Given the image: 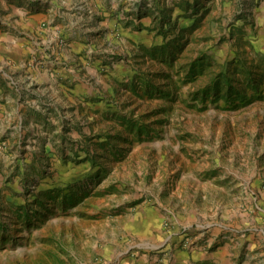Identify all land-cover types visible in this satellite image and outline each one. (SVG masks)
I'll list each match as a JSON object with an SVG mask.
<instances>
[{
    "label": "rangeland",
    "instance_id": "374dc122",
    "mask_svg": "<svg viewBox=\"0 0 264 264\" xmlns=\"http://www.w3.org/2000/svg\"><path fill=\"white\" fill-rule=\"evenodd\" d=\"M93 2L26 39L85 93L0 104V264H264V0Z\"/></svg>",
    "mask_w": 264,
    "mask_h": 264
},
{
    "label": "crops",
    "instance_id": "0c3cea01",
    "mask_svg": "<svg viewBox=\"0 0 264 264\" xmlns=\"http://www.w3.org/2000/svg\"><path fill=\"white\" fill-rule=\"evenodd\" d=\"M22 6L20 12H16L17 15L7 14V18L4 24L7 25V29L0 30V71L3 79H8L10 82L14 80L13 87L9 84L4 85L2 83V78H0V104H9L14 107L10 109L20 115V108L22 104L28 103V95L21 92L19 89L23 88L22 80H30V84L35 87L37 93H33L36 97H43L45 99L52 100L55 102H61L60 96L67 97L68 100L73 98H80L81 94L85 93L86 90L82 87V82H86L83 77L85 74L80 75L77 70L72 66H67L63 63L62 65L56 64L55 69L53 65L47 69H34L28 67L27 60L30 56L29 42L26 40L36 39L37 36L41 35L44 37L45 31L40 32V23L46 21L48 23H56V27L61 29L63 32L67 30V26L70 25L76 29L77 34L84 33L83 30L78 28L85 24H90V26L95 25L97 22L95 20V2L91 0H21ZM3 10L10 11L12 13L14 6H5L4 0H2ZM31 6L32 10H27L28 6ZM10 8L12 10H10ZM28 12H31L29 14ZM15 14V13H14ZM43 18V19H41ZM12 25V29L17 32L18 35H23L25 38L19 43V39L15 38L9 25ZM65 25V26H64ZM89 26V27H90ZM21 30L18 32V30ZM47 31V30H46ZM68 31V30H67ZM62 34V33H61ZM52 33L47 31L46 39L52 38ZM66 36H68L66 34ZM75 39H78L75 37ZM44 40L43 42H45ZM30 44H32L30 42ZM83 45L80 41H73L68 43V49L64 51L65 53L63 59L67 61L68 59L79 54L83 50ZM88 73V72H87ZM89 74V73H88ZM72 80H76L73 90L68 88L71 85ZM59 81V82H58ZM30 86V85H29ZM59 87L62 88V92L56 94V90ZM50 92L54 94H50ZM40 93V94H39ZM62 93V94H61ZM57 102V101H56ZM7 112L6 110L4 111ZM3 111H0V117ZM10 117V115H9ZM143 222L142 217L139 219ZM146 220V219H145Z\"/></svg>",
    "mask_w": 264,
    "mask_h": 264
},
{
    "label": "built area",
    "instance_id": "2783aa9c",
    "mask_svg": "<svg viewBox=\"0 0 264 264\" xmlns=\"http://www.w3.org/2000/svg\"><path fill=\"white\" fill-rule=\"evenodd\" d=\"M51 30H52V32H51L52 33V36L53 37H56L55 40H54L55 43H56V45H58V46L62 45L63 44V39L60 38L59 33H57L54 29H51Z\"/></svg>",
    "mask_w": 264,
    "mask_h": 264
}]
</instances>
